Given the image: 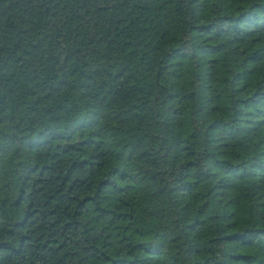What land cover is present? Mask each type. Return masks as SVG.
<instances>
[{"label": "trees", "instance_id": "1", "mask_svg": "<svg viewBox=\"0 0 264 264\" xmlns=\"http://www.w3.org/2000/svg\"><path fill=\"white\" fill-rule=\"evenodd\" d=\"M0 264H264V0H0Z\"/></svg>", "mask_w": 264, "mask_h": 264}]
</instances>
